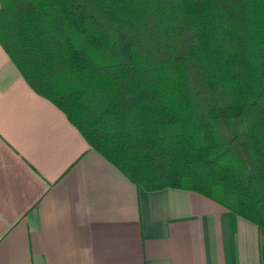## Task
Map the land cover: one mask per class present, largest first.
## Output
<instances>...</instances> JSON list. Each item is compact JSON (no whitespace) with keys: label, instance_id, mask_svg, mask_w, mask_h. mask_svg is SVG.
Returning a JSON list of instances; mask_svg holds the SVG:
<instances>
[{"label":"trees","instance_id":"trees-1","mask_svg":"<svg viewBox=\"0 0 264 264\" xmlns=\"http://www.w3.org/2000/svg\"><path fill=\"white\" fill-rule=\"evenodd\" d=\"M0 44L135 185L264 231V0H0Z\"/></svg>","mask_w":264,"mask_h":264},{"label":"crops","instance_id":"crops-1","mask_svg":"<svg viewBox=\"0 0 264 264\" xmlns=\"http://www.w3.org/2000/svg\"><path fill=\"white\" fill-rule=\"evenodd\" d=\"M0 264H264V231L195 192L135 185L0 44Z\"/></svg>","mask_w":264,"mask_h":264}]
</instances>
